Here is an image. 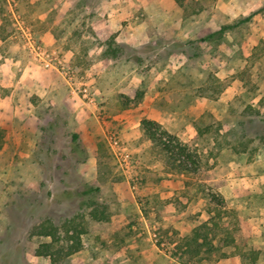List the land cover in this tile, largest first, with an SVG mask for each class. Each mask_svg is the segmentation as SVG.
<instances>
[{"label": "rangeland", "instance_id": "rangeland-1", "mask_svg": "<svg viewBox=\"0 0 264 264\" xmlns=\"http://www.w3.org/2000/svg\"><path fill=\"white\" fill-rule=\"evenodd\" d=\"M262 4L0 0V95L11 89L5 79L16 78L22 105L15 116L0 115V238L8 237L9 209L24 203L31 219L46 208L57 221H83V249L60 264H264V249L253 247L249 226V218L264 216V176L257 194L230 197L223 176L238 162L254 160L264 174V10L220 39L198 41ZM108 30L121 48L116 57L103 56ZM37 45L68 67L67 90L90 104L95 117L88 128L79 129L76 112L51 101L42 82L20 78L51 69ZM142 119L184 142L199 127L203 134L192 145L198 171L170 170ZM73 132L85 160L70 157ZM113 132L119 145L110 143ZM82 182L99 187L91 197L107 206V222L93 220L78 194L67 198L66 191L79 192ZM13 247L0 244V252Z\"/></svg>", "mask_w": 264, "mask_h": 264}, {"label": "trees", "instance_id": "trees-1", "mask_svg": "<svg viewBox=\"0 0 264 264\" xmlns=\"http://www.w3.org/2000/svg\"><path fill=\"white\" fill-rule=\"evenodd\" d=\"M176 1L180 6H183V0ZM262 10H264V4L253 9L247 16L234 23L221 25L219 29L200 37L198 41L211 42L215 39H220L228 29L233 28L239 22L250 20ZM104 44V57H116L119 55L121 48L115 41L114 33L107 34ZM141 126L147 138L161 147L171 166L170 170L183 173H195L198 171L200 161L197 159L196 149L192 145L203 134V131L199 127H196L197 133L194 137L184 142L176 135L160 130L158 125L150 119H142ZM69 145L71 158H77V155H79L80 157L78 158L85 160L86 151L79 139L78 133H71ZM81 185L83 189L79 192L74 189L67 190L65 193L68 195L67 198L73 199L78 194V197L81 199L80 201L79 199L77 200L90 208L89 214L93 220L107 222L110 218L107 206L98 205L91 197V194L98 191L99 187L89 185L86 182H82ZM49 195L50 191H46L45 197ZM42 203L43 200L40 204ZM23 204L20 203L18 205L20 208L14 207L9 209L8 222L4 226L5 234L8 237L7 240L6 238H0V244H14V247L10 254L7 251L0 252V264H34L27 259V254L48 258L49 264H60L72 254L83 249L82 235L87 230L82 220H77V217L69 219L67 216H64L60 221H57L46 208L41 214L39 213L40 216L37 219H31L24 213ZM17 233H21V236L17 235ZM193 235L192 238L197 240L200 236L198 229H193ZM35 237L44 238V240H39L35 244L33 242V238ZM229 242H234V240L232 238L229 240L222 239L221 245H227Z\"/></svg>", "mask_w": 264, "mask_h": 264}, {"label": "crops", "instance_id": "crops-1", "mask_svg": "<svg viewBox=\"0 0 264 264\" xmlns=\"http://www.w3.org/2000/svg\"><path fill=\"white\" fill-rule=\"evenodd\" d=\"M108 32H110V30H108L107 33ZM97 34L99 35V33ZM52 69L53 68L46 69L44 71L43 77L38 75L37 72L33 71L32 73H22L20 78L28 76L31 80H33V82H42V84L47 87L46 94H48L47 96H49L51 101L55 100L60 104H64V106H70V108L76 112L78 128H88L89 123H95V117L92 114L93 111L90 104L83 105L84 102L79 96H76L75 90L72 87L71 90H67V86L65 85V82L66 84H69L67 79H65V77L58 70ZM45 75L49 77L47 78ZM13 79L14 80L11 79V76L5 79V81H7V84H5L4 86H9L11 89L4 96L0 95V115L7 118L11 117L12 115H17L22 110V105L17 102L19 85L15 84L17 83L16 78ZM22 80L23 79H20V81ZM68 100H72L73 105H69ZM86 119H89V121H87ZM223 176L226 179L224 189L230 197L253 193L257 194L260 187L258 186V182H260L264 174L260 169L259 160H254L251 163L238 162L235 169H227ZM249 224L251 228V235L255 238V244L253 245V247L255 248V250H259L261 246L264 249V216L249 218ZM34 257L42 258L39 256ZM44 259L46 260L47 258Z\"/></svg>", "mask_w": 264, "mask_h": 264}, {"label": "built area", "instance_id": "built-area-1", "mask_svg": "<svg viewBox=\"0 0 264 264\" xmlns=\"http://www.w3.org/2000/svg\"><path fill=\"white\" fill-rule=\"evenodd\" d=\"M35 51L45 67H50L58 70L65 77V79H67V81H70L72 79L68 67L58 57H50L49 54L46 53V51L42 50L40 45H37V49H35ZM110 143L112 146L119 145V138L115 132H113L110 136ZM122 160L127 163H132L131 157L128 153L122 154ZM152 236L153 239L155 238L156 240V233H153Z\"/></svg>", "mask_w": 264, "mask_h": 264}]
</instances>
